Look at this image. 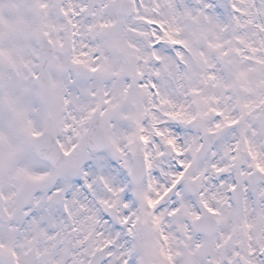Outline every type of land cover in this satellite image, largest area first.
Returning a JSON list of instances; mask_svg holds the SVG:
<instances>
[{"label": "snow or ice", "instance_id": "6c2138e0", "mask_svg": "<svg viewBox=\"0 0 264 264\" xmlns=\"http://www.w3.org/2000/svg\"><path fill=\"white\" fill-rule=\"evenodd\" d=\"M0 264H264V0H0Z\"/></svg>", "mask_w": 264, "mask_h": 264}]
</instances>
